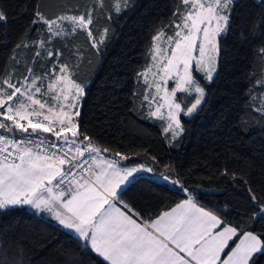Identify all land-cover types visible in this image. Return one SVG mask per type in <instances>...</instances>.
<instances>
[{"label":"trees","instance_id":"1","mask_svg":"<svg viewBox=\"0 0 264 264\" xmlns=\"http://www.w3.org/2000/svg\"><path fill=\"white\" fill-rule=\"evenodd\" d=\"M177 3L128 0L117 14L113 0H104L90 26L97 36L108 29L101 50L92 48L80 32L48 45L61 53L52 62L73 66L75 79L84 86L76 121L93 145L108 149L103 151L107 156H128L122 166L144 165L152 175L172 181L137 175L118 190L119 200L152 219L191 196L198 206L218 209L229 225L264 235V86L259 84L264 80L259 55L264 48V0H236L230 29L219 39L214 80L199 79L205 102L192 116H181L183 134L169 141L159 120L142 115L146 109L133 93L142 91L136 75L148 63L153 36L161 29L171 33ZM37 6L53 18L93 8L94 0H0L6 16L0 22V76L12 69L19 76L27 66L44 71L33 60L31 44L37 38L31 23ZM254 261L264 264V255L256 254ZM0 264L105 262L48 217L17 205L0 211Z\"/></svg>","mask_w":264,"mask_h":264},{"label":"snow or ice","instance_id":"2","mask_svg":"<svg viewBox=\"0 0 264 264\" xmlns=\"http://www.w3.org/2000/svg\"><path fill=\"white\" fill-rule=\"evenodd\" d=\"M235 3L178 0L171 34L161 29L153 37L150 61L136 75L142 91L133 95L146 109L142 115L163 122L169 141L183 134L181 114L190 117L205 102L206 89L196 74L209 83L214 80L219 39L230 29ZM127 4L113 0V10L118 14ZM103 7L104 0H94L93 8L49 18L37 6L31 21L37 38L31 44L33 60L44 71L27 66L19 76L15 69L0 76V211L29 205L51 213L105 264H255L254 256L264 255V235L229 225L218 209L198 206L191 196L152 219L119 200L121 185L134 173L152 169L122 166L115 159L98 161L101 149L75 120L84 86L75 79L73 66L52 62L61 53L48 47L83 32L100 51L108 29L97 36L90 26ZM0 22H6L2 11ZM259 55L264 58V48ZM12 60L19 63L16 56ZM259 84L264 86V80ZM17 133L27 135L17 139ZM86 152L91 163L84 158ZM115 155L129 159L120 152ZM251 199L256 200L254 194ZM260 214L264 218V209Z\"/></svg>","mask_w":264,"mask_h":264},{"label":"crops","instance_id":"3","mask_svg":"<svg viewBox=\"0 0 264 264\" xmlns=\"http://www.w3.org/2000/svg\"><path fill=\"white\" fill-rule=\"evenodd\" d=\"M31 130V129H30ZM85 143H87V142H85ZM85 156L88 158V160H89V162L91 163V157L89 156V154L86 152L85 153ZM98 159V161H101V160H104V159H107V160H112V159H115L116 161H119L120 162V164H121V159L119 158V157H117V156H107V155H105V153L101 150V154H100V156L97 158ZM139 165V164H138ZM134 166H137V165H131V166H127V167H134ZM145 173L146 174H148L149 173V171H145ZM157 179L158 178H160L159 180H161V181H164V179H163V176H160V177H156ZM165 182H167V181H165ZM125 184H123V185H121V188L124 186ZM120 188V189H121ZM119 190V189H118ZM188 197H186L185 199H187ZM185 199H183V200H185ZM183 200H181L180 202H178V203H176L175 205H173L171 208H174L177 204H179V203H181V202H183ZM24 206H26L29 210H32V211H34V212H36V213H40V214H43L44 216H46V217H48L50 220H52L54 223H56V224H58L63 230H65V231H67L68 233H70L71 235H73L75 238H77L78 239V236H77V234L74 232V231H72V230H70V229H66V228H64L63 227V225H61V224H59V222L53 217V215L51 214V213H49V212H47V211H41V210H38V209H34V208H32L31 206H29V205H24ZM170 208V209H171ZM170 209H168V210H170ZM168 210H166V211H168ZM164 212V211H163ZM163 212H161V213H163ZM160 213V214H161ZM159 214V215H160ZM158 215V216H159ZM157 217V216H156ZM101 258V257H100ZM102 259V258H101Z\"/></svg>","mask_w":264,"mask_h":264},{"label":"rangeland","instance_id":"4","mask_svg":"<svg viewBox=\"0 0 264 264\" xmlns=\"http://www.w3.org/2000/svg\"><path fill=\"white\" fill-rule=\"evenodd\" d=\"M63 14H70V13H63ZM168 34H171V33H168ZM153 37H154V36H153ZM165 39H166V37H165ZM152 44H153V38H152L151 46H152ZM151 46H150V48H151ZM161 46H163L162 43H161ZM149 50H150V49H149ZM149 61H150V57L148 56V62H149ZM143 70H144V69H143ZM143 70H142V71H143ZM196 75H197V78H198V79L201 78V77H200V74L197 73ZM149 79H151V76H150V75H149ZM201 79H203V78H201ZM171 86H172V82L169 83V87H171ZM178 94H179V93H178ZM179 96H180V95H178V97H179ZM181 116H184L183 113L181 114ZM184 117H186V116H184ZM75 120H76V117H75ZM162 124H163V122L160 121L161 129H162ZM162 132H163V130H162ZM163 134H164V133H163ZM169 136H170V134H169ZM51 137H52V136H51ZM52 138H53V137H52ZM140 166H144V165H137V166H134V167L138 168V167H140ZM144 167H145V168H148V167H146V166H144ZM137 175H146V176H150V177H152V178H154V179H157L156 176L152 175L150 172H149L148 174H146L145 171L142 170V171H140V172L134 173V175H133L132 177H130L129 180L132 179L133 177L137 176ZM159 179H160V178H158L157 180H159ZM163 179H164V177H163ZM160 181H161V180H160ZM164 181H167V182L170 183V184L172 183V181L169 180V179H167V180L164 179ZM262 209H264V206L261 207V210H262ZM261 210H260V211H261Z\"/></svg>","mask_w":264,"mask_h":264},{"label":"built area","instance_id":"5","mask_svg":"<svg viewBox=\"0 0 264 264\" xmlns=\"http://www.w3.org/2000/svg\"><path fill=\"white\" fill-rule=\"evenodd\" d=\"M3 132V130H0V133H2ZM3 134H5V135H7L6 133H3ZM27 134H20V133H17L16 134V137H14V138H17V139H22L24 136H26ZM39 135H41V136H44V137H47V138H49V139H51V140H55V137H48V136H46L45 134H43V133H41V134H39ZM9 138H13V137H9ZM84 158H87L86 156L84 157ZM88 159V158H87ZM89 165H85V167H88Z\"/></svg>","mask_w":264,"mask_h":264}]
</instances>
